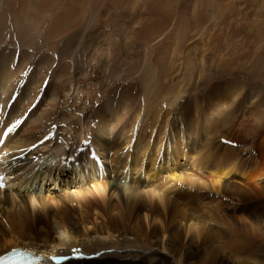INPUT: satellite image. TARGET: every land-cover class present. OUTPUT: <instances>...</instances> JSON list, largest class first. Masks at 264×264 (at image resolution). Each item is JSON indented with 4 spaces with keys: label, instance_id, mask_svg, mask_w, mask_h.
<instances>
[{
    "label": "bare ground",
    "instance_id": "6f19581e",
    "mask_svg": "<svg viewBox=\"0 0 264 264\" xmlns=\"http://www.w3.org/2000/svg\"><path fill=\"white\" fill-rule=\"evenodd\" d=\"M31 30L27 27L26 33ZM39 33L40 43L42 39H52L45 29H39ZM77 37V33L68 36L55 54L43 49L18 52L12 46L0 49V173L6 175L8 182V189L0 190V256L24 248L39 253L41 264H151L150 257L126 251V248L144 246L150 250L156 248L153 256L158 259L153 264H177L176 257L182 264L198 261L232 264L225 256L227 252L223 253L226 250L219 252L213 248L214 238L221 237L211 231V223L217 212L220 214L223 208L229 211L228 201H233L236 204L233 209L237 210L244 199V204L247 201L244 211H249L261 239L258 242L262 255L255 258L251 252L249 256L264 262V173L255 176L247 171L252 161L264 157L263 149L249 145L264 132V91L229 80L225 83L226 89L215 84L204 90L206 100L198 102L191 94L200 86L202 73L195 76L194 72H189L187 79L180 74L171 89L162 92L156 70L147 59L136 78L138 86L132 91L131 86L119 78L110 82L104 80L107 89L101 93L103 105L99 109L97 105H90V115H82L81 122H77L78 142L85 146L84 151L75 156L69 152L77 141L69 138L67 142L63 138L73 131L72 122L67 123L64 117L68 115L70 121L74 120L73 110L85 101L83 85L87 83L91 87L93 80V73L88 74L84 60L79 62L75 56L70 60L69 71L64 61L78 41ZM108 63L104 66L105 75L109 71ZM93 97L89 92L90 104ZM152 113H156V117L148 122ZM57 115L62 118L57 119ZM230 124L238 127L233 131ZM110 145L115 147L118 156L108 157ZM200 148L204 149L203 153L194 154ZM186 152L194 155L191 157L194 175L180 163ZM71 155L72 161L66 162ZM178 167L183 171L176 170ZM195 167L209 174L207 182H202L200 175L194 172ZM67 170L81 180H92L97 172H105L108 183L91 186L93 192L89 194L95 192L101 198L96 203L88 199L81 185L80 198L73 204L78 207L74 213L79 210V215L61 218L49 227L48 222L56 216H51V206L59 208V203L55 201L58 196H52L53 187L47 189L45 180L52 181L56 176L54 188L57 189L59 176ZM86 172L87 175L82 176ZM160 173L170 174L174 184L155 183ZM67 176L70 178V173ZM244 179L255 181L258 187L242 182ZM40 181L42 186L36 190L35 185ZM185 181L191 186L185 183L186 186ZM198 185L202 191L193 190ZM229 187L234 188L228 190ZM141 188L150 191L144 194ZM43 189L49 193L44 195ZM216 194L220 200H227L226 204L217 200L208 205L203 203ZM67 199L70 201V196ZM112 201L116 204L112 205ZM28 208L32 211L31 218L40 213L46 219L38 220L48 226L39 235L40 241L26 232ZM113 208L118 210L117 215ZM159 220L164 224L161 230L157 226ZM177 226H183L188 237L199 238L200 244L195 242L196 247L211 242L196 254L190 244L191 247L182 242ZM239 238L235 239L241 246ZM158 245L167 253L171 251L172 258L158 252Z\"/></svg>",
    "mask_w": 264,
    "mask_h": 264
},
{
    "label": "rangeland",
    "instance_id": "374dc122",
    "mask_svg": "<svg viewBox=\"0 0 264 264\" xmlns=\"http://www.w3.org/2000/svg\"><path fill=\"white\" fill-rule=\"evenodd\" d=\"M0 15V29L4 32L2 33L0 30V41L2 42L0 49L12 46L17 48L18 52L30 50L37 52L38 49H43L42 51L55 54L54 52L59 49V45L68 36L78 34V41H76L78 46L76 44L73 46L64 61L68 64V71L70 70V60L73 61L75 56L79 62L85 61L88 74L93 73V80L91 87L87 83L83 85V88L86 89L85 101L73 110L72 117L74 120L70 121L68 115L64 117L67 123L72 122L73 131L63 135V138L67 142H69V138L77 141L75 148L69 152L75 156L79 152H83L85 146L82 142H78L80 131L77 122H81L82 115L87 117L90 115L91 106L97 105V109H99L103 105L100 100L102 98L101 93L107 89L105 81L110 82L114 78H119L121 82L131 86L132 91L134 87L138 86V79L136 78L146 66L147 59L152 62V68L156 70L162 92L171 89L172 83L176 82L175 79L180 74L187 79L189 72H194L195 76L202 73L203 79L200 86L191 94V98H197L198 102L206 100L204 90L215 84L221 86L220 88H225V83H228L229 80L245 83L243 84L244 87H253L256 91H264V0H0ZM4 27L6 30L3 31ZM27 27L32 28L28 33H26ZM39 29H45L47 35L51 36L52 39H42L43 43H40ZM27 34H30V37ZM106 63L109 65V71L105 75L104 66ZM71 70L73 71V68ZM89 92L95 98L92 104L88 101ZM96 92L98 95L95 97ZM154 117H156V113H152L147 121L151 122ZM56 118L61 119L62 117L57 115ZM159 122L161 120H158ZM229 126L232 127L233 131L235 127H238L237 124H230ZM51 127L52 124L49 123V128ZM229 133L232 135L231 132ZM240 136L249 144L244 135L240 134ZM148 137L149 135H146V138ZM235 138L238 139V137ZM254 140L249 145H255L256 148L264 150V132L261 136L255 137ZM203 151L204 149L200 148L194 154L198 155ZM115 155L118 156V152L115 151L114 146H111L108 157L113 158ZM191 157L194 155L187 153L180 163L185 166L184 170L194 175V160H191ZM66 159V162H71L72 155ZM105 167L109 168L108 165ZM176 170L183 171L179 167ZM247 171L255 174V176L263 174L264 157L252 161ZM194 172L200 175L202 182H207L209 174L200 171L197 167L194 168ZM69 173L70 178L67 176ZM87 173L82 174V176H86ZM167 174L161 175L160 173L155 183L164 182L168 186L174 184V179L170 177V174L168 176ZM95 175L96 177L92 180H81V178L72 175V171L67 170L65 174L59 176L57 189L54 188L56 176L52 181L50 179L45 180L48 183L47 189L53 187L54 190L50 191L52 196H58L55 201L59 203V208L51 206L53 213L51 216H56L54 219L51 218L50 223L48 222L49 227H53L55 221H59L61 218H74L79 215V210L76 214L74 213L78 207L73 206V204L80 198L78 193L81 185H83L81 190L83 193H87L91 202L101 201L97 193H89L93 192L91 186L98 183L107 184L108 175L105 172L102 174L97 172ZM64 179L67 181L64 182ZM186 181L184 184L189 185ZM242 182L258 187L253 180L244 179ZM233 185L235 186V184ZM41 186L42 182L40 181L35 185L36 190ZM198 187L200 185L194 187L193 190L202 191V187ZM233 188L229 187L228 190ZM108 190L106 187V193ZM141 191L146 194L147 189L141 188ZM46 193L49 192L43 189V194ZM11 195L14 196V193L11 192ZM217 195H212L211 200H204L203 203L208 205L211 201L217 200L218 203L226 204L227 200H220L219 195ZM67 196H70V201H68ZM242 200L240 202L241 208L239 206L237 210L233 209L236 204L231 200L228 201L226 205H230L229 211L223 208L220 214L219 212L215 214L220 215V217L223 215V217H219L221 220H218L219 218L214 215L217 223L215 221L211 223V231L220 235L221 238H214L212 246L219 252L226 250L223 253L227 252L225 256L229 258L232 264H264L260 258L255 259L256 256L262 255L259 254L261 243L258 242L261 239L258 237L257 226L253 224L249 211H244L247 209L244 206L247 205V201L245 200L244 204V199ZM115 204L116 201H112V205ZM95 207L96 205L93 209ZM113 209L117 215L118 210ZM83 210L85 212L87 209ZM161 212L164 215V212ZM202 212L207 214L205 211ZM29 213H32L31 208H28L26 212V232L31 238L40 241L39 235L48 229V226L42 221L43 224L38 223V220L45 221L46 219L40 213L35 218H31ZM157 226L161 230L164 224L159 220ZM183 226L176 227L177 230L180 228L179 231L183 237L182 242L187 244L186 246L191 245L194 253L200 254V249L211 241H207L202 247H196L194 244L195 242L200 244L199 238L196 235L188 237ZM50 234L55 235L54 233ZM193 237L195 238L194 241L191 240ZM235 238L242 240L241 246H238V241ZM165 239L167 240V237ZM135 248H126V251H134L135 255L139 257H150L151 264L157 262L158 258L153 256L156 248L152 249L153 251L144 246ZM258 250L260 251L256 252ZM119 252L122 250L120 249ZM149 252L152 256L147 254ZM158 252L172 258L171 251L167 253V250L162 246L158 245ZM251 252L255 258L249 256ZM174 259H176L177 264H182L180 258ZM195 264H202V262L198 261Z\"/></svg>",
    "mask_w": 264,
    "mask_h": 264
}]
</instances>
